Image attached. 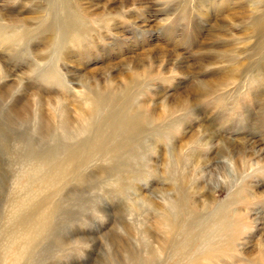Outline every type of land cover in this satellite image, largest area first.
I'll use <instances>...</instances> for the list:
<instances>
[{
  "label": "rangeland",
  "instance_id": "1",
  "mask_svg": "<svg viewBox=\"0 0 264 264\" xmlns=\"http://www.w3.org/2000/svg\"><path fill=\"white\" fill-rule=\"evenodd\" d=\"M0 264H264V0H0Z\"/></svg>",
  "mask_w": 264,
  "mask_h": 264
},
{
  "label": "bare ground",
  "instance_id": "2",
  "mask_svg": "<svg viewBox=\"0 0 264 264\" xmlns=\"http://www.w3.org/2000/svg\"><path fill=\"white\" fill-rule=\"evenodd\" d=\"M189 102V101H188ZM190 104V103H189ZM229 245V244H228Z\"/></svg>",
  "mask_w": 264,
  "mask_h": 264
}]
</instances>
